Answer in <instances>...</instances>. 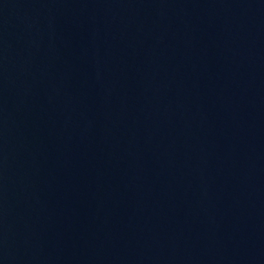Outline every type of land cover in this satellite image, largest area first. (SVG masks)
Returning <instances> with one entry per match:
<instances>
[{
	"label": "water",
	"instance_id": "water-1",
	"mask_svg": "<svg viewBox=\"0 0 264 264\" xmlns=\"http://www.w3.org/2000/svg\"><path fill=\"white\" fill-rule=\"evenodd\" d=\"M0 264H264V0H0Z\"/></svg>",
	"mask_w": 264,
	"mask_h": 264
}]
</instances>
